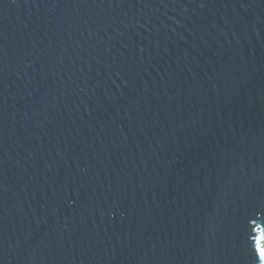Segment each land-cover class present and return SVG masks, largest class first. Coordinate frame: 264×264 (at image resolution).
I'll return each instance as SVG.
<instances>
[{
    "label": "water",
    "instance_id": "obj_1",
    "mask_svg": "<svg viewBox=\"0 0 264 264\" xmlns=\"http://www.w3.org/2000/svg\"><path fill=\"white\" fill-rule=\"evenodd\" d=\"M264 0H0V264H264Z\"/></svg>",
    "mask_w": 264,
    "mask_h": 264
},
{
    "label": "snow or ice",
    "instance_id": "obj_2",
    "mask_svg": "<svg viewBox=\"0 0 264 264\" xmlns=\"http://www.w3.org/2000/svg\"><path fill=\"white\" fill-rule=\"evenodd\" d=\"M254 243V252L253 255L259 257V260L261 262H264V246L261 244V238L260 237H254L253 239Z\"/></svg>",
    "mask_w": 264,
    "mask_h": 264
},
{
    "label": "rangeland",
    "instance_id": "obj_3",
    "mask_svg": "<svg viewBox=\"0 0 264 264\" xmlns=\"http://www.w3.org/2000/svg\"><path fill=\"white\" fill-rule=\"evenodd\" d=\"M262 246H264V240L262 241Z\"/></svg>",
    "mask_w": 264,
    "mask_h": 264
}]
</instances>
